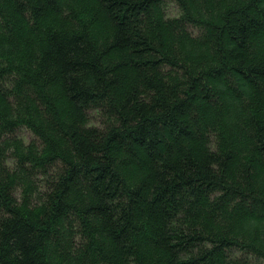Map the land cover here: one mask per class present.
I'll list each match as a JSON object with an SVG mask.
<instances>
[{
    "label": "trees",
    "instance_id": "obj_1",
    "mask_svg": "<svg viewBox=\"0 0 264 264\" xmlns=\"http://www.w3.org/2000/svg\"><path fill=\"white\" fill-rule=\"evenodd\" d=\"M167 1L0 0V264L264 262V0Z\"/></svg>",
    "mask_w": 264,
    "mask_h": 264
},
{
    "label": "rangeland",
    "instance_id": "obj_2",
    "mask_svg": "<svg viewBox=\"0 0 264 264\" xmlns=\"http://www.w3.org/2000/svg\"><path fill=\"white\" fill-rule=\"evenodd\" d=\"M63 2V1H62ZM166 16L168 18H175L179 15V10L178 8L176 7L175 3L171 0L167 1L166 3ZM165 11V10H164ZM1 23V22H0ZM1 25V24H0ZM188 31L193 35V36H197L199 37L200 35L201 36H204L205 39H209V37L206 35V33L204 34V32L202 34H199V31L195 30L194 28L192 27H188ZM199 34V35H198ZM16 135L20 138H22L24 140L25 143H28L30 141L33 140V136L32 134L27 131V130H23V129H19L17 132H16ZM255 196V195H254ZM251 212H254V211H260V214H263L264 216V207H257V208H254V209H249ZM150 239V238H149ZM249 260H250V263L251 264H264V262H262L261 260H258L256 259L255 257L253 256H249Z\"/></svg>",
    "mask_w": 264,
    "mask_h": 264
}]
</instances>
